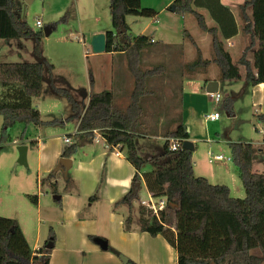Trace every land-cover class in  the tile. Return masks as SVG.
<instances>
[{"label":"crops","instance_id":"crops-1","mask_svg":"<svg viewBox=\"0 0 264 264\" xmlns=\"http://www.w3.org/2000/svg\"><path fill=\"white\" fill-rule=\"evenodd\" d=\"M243 1L217 0L216 4H212L201 0L200 3L204 6L200 4L198 8L208 27L220 29L219 39L238 69L239 77L233 80L246 85L251 113L258 123L253 128L258 137L255 141H251L249 136L241 133L237 138H217L214 142L208 136L205 124L218 121L220 114L215 121L206 118L216 110L211 111L212 98L205 87L210 81L217 82L219 93L220 84L223 81L219 78L217 66L212 62L214 53L211 37L202 31L200 34L196 31L189 32L186 17H181V28L177 22V15L171 11L170 6L167 11L163 8L156 11L152 7L143 6L145 4L141 2L143 7L153 9L157 13L154 18H150L152 27L149 28V37L153 40L152 44L159 41L161 45H159V51L153 50L146 57L159 56L157 62L162 68L158 76L149 78L146 82L149 95L141 99L143 113H148V118L161 119L165 117L164 113L173 110L179 122L186 126L188 140L193 143L194 175L205 178L209 183H217L214 185L227 186L231 196H233V188L226 179L233 178V173L237 169L230 159L229 144L250 143L254 149L252 171L264 173V121L260 119V116L264 115V83L253 87L247 85L244 81V71L241 72L244 67L237 64L250 42L249 36L242 30L244 23L239 6ZM250 14L251 8H248L246 15ZM145 29H148V25ZM158 31L165 32L167 35L168 33L178 34L179 43L172 44L165 36L164 40L155 39ZM92 33L95 35L98 32ZM181 35L184 38H181ZM201 35L210 38L209 58L202 57ZM20 39L22 38L6 41L10 45L12 40ZM84 39L85 37H82L78 41L84 45ZM254 50L255 48L246 52L247 61H252ZM86 51H83L81 57L83 60L81 67L68 66L62 71L65 75L64 83L69 85L70 89L80 88L81 111L83 112L91 91H109L113 96L114 108L116 107L114 104L117 103V107L120 106L124 110L133 90V77L132 79L129 77L128 68L125 69L124 63H121L125 58L124 52H104L88 56L89 53L86 55ZM106 57L111 59L110 63L104 66L103 60ZM199 58L209 64L207 66L198 64V67L191 68L190 65ZM52 67L54 70V66ZM43 79L42 72L41 93H43ZM48 83L52 87L63 89L57 86L51 75H48ZM225 104L227 116L234 117L231 101L227 99ZM34 108L38 110L37 106ZM40 114L41 111L39 117ZM63 119L62 114L59 119L56 118L62 125L58 130L53 127L42 131L38 125H34L36 136H31L29 133L27 135V127L24 129L22 140H18L19 133L5 145L10 146L6 154L13 150L14 160H18L24 166V171L20 172L19 176L11 174L9 178L4 177V182H1L0 178V216L13 219L18 223L27 244L33 251L45 244L51 231L55 240L48 264H123L118 254L135 264H176V252L162 236L151 237L139 231L141 215L139 191L136 199L139 204L132 201L130 206L122 204L113 208V204L130 190L135 169L118 148H110L99 133L80 140L75 153L68 158L71 160V167L68 170L67 179H64L58 171L54 179L43 180L56 167L60 159L61 150L65 146L63 138H69L72 143L73 136L77 133L79 119L71 121V129H67ZM0 122L2 123V119ZM258 125L259 128H257ZM165 134L166 132L162 138L164 140ZM198 143L206 146L204 154L206 157L203 155L196 161L195 153L198 150ZM18 147H24L22 156L17 150ZM214 152L223 158L209 163L208 159L214 156ZM209 153H211L210 156ZM149 159L151 158H146L147 161ZM213 161L218 162L215 168L207 165ZM149 164L151 167L145 169V166ZM152 169L153 166L148 162L144 165L142 173L150 172ZM53 182L56 184L55 189L51 187ZM141 184L145 185L143 179L140 186ZM238 192L241 193V190L239 189ZM242 193L244 194L243 189ZM94 195L96 199L89 200ZM31 196H36L35 203L30 201ZM147 196H149L148 192ZM136 207L137 212L134 211ZM127 217H130V224L129 230L125 231L124 220ZM96 239L105 241L107 250L100 249L95 242Z\"/></svg>","mask_w":264,"mask_h":264},{"label":"trees","instance_id":"trees-1","mask_svg":"<svg viewBox=\"0 0 264 264\" xmlns=\"http://www.w3.org/2000/svg\"><path fill=\"white\" fill-rule=\"evenodd\" d=\"M201 0H174V12L194 18L198 29L211 37L214 53L212 62L217 66L222 81L239 77L237 67L219 39L218 27H208L198 8L204 6ZM217 3V0H202ZM171 8V6H170ZM251 8V14L246 10ZM243 20V33L249 36V45L237 64L244 67V81L253 87L264 83V0H244L239 6ZM108 13L113 29L121 24L127 31L125 17L154 18L157 13L141 5V0H109ZM41 32H32L25 22L17 19L13 0H0V39L33 38L34 55L40 58L39 43ZM106 51H123L128 69L133 77V90L124 111L113 106V96L109 91L89 93L88 102L81 111L80 105L71 94L61 88L53 90L64 97L71 107L70 119H79L74 141L65 144L60 158H70L83 138L94 136L99 131L102 139L110 147H117L125 159L133 166L135 173L130 190L113 208L119 205L130 206L137 199L136 183L144 180L147 192L152 197L166 199V207L158 216L146 217L140 208L139 231L151 237L162 236L176 252V264H262L264 260V173L252 171L253 147L250 143L229 144L230 159L237 169L244 197L234 198L225 185H213L205 178L195 176L192 165V152L181 148L175 152L167 150L165 141L159 157L141 159L135 150L137 138L146 136L141 121L143 110L141 99L149 95L146 82L158 76L161 67L140 70V56L145 47L151 45V38L139 35L133 40L126 32L116 35L105 32ZM255 48L252 61L246 60V52ZM202 62V63H201ZM207 66L209 63L199 58L190 65ZM52 65H48L51 69ZM42 63H0V151L10 142L8 130L16 124L38 125L39 111L32 106V100L41 96ZM264 121V115L260 116ZM166 139H177L182 144L188 140L187 128L181 122L165 134ZM23 139V133L18 140ZM150 162L153 169L142 173ZM55 178L54 169L43 180ZM55 182L51 183L54 189ZM140 188V187H139ZM56 193V191H53ZM35 203L36 196L29 197ZM96 195L89 198L95 200ZM130 217L124 220L128 231ZM55 236L50 231L45 244L33 251L25 240L18 223L0 216V264H48ZM51 245L46 248V245ZM110 250V249H109ZM258 250L260 255L252 254ZM119 257V254L117 255ZM126 264H135L130 260Z\"/></svg>","mask_w":264,"mask_h":264},{"label":"rangeland","instance_id":"rangeland-1","mask_svg":"<svg viewBox=\"0 0 264 264\" xmlns=\"http://www.w3.org/2000/svg\"><path fill=\"white\" fill-rule=\"evenodd\" d=\"M13 1L17 19L25 22L32 32H41L42 36L39 43V51L41 57L38 58L33 53V49L35 46V40L33 38H22L18 41L12 40L10 42V45L6 40L0 39V63L41 62L42 72L44 75L43 93H41V96L39 98L33 99L32 104L33 107L37 106L39 112L41 111L39 117L40 123L38 124V127L42 131L53 127L56 128V130L60 129L62 125L56 120V118L59 119L62 114V116H64V125L67 127V129H71L70 125L73 119L67 120L68 117L72 114L71 107L69 103L64 99V97L60 96L53 90L50 83H48V75L53 76L57 86H60L63 89L67 90L71 94L73 99L77 100L79 105L81 104L82 96L80 88L74 87L76 88L75 90L70 89L69 85L64 83L65 75L62 71L65 67L68 66L81 67V65L83 64V60L81 57L84 50H88V56L97 55L92 52L90 47V39L94 35L92 32L95 31L98 32L97 34H101L107 31H114L111 26L108 13V0ZM173 1L174 0H141V2L145 5H143L142 3L141 4L145 7H152L156 11L160 10L161 8H163L164 11H167L169 9V6L173 5ZM93 6L94 8H92ZM176 15L178 19L177 22L179 23V25H181L182 28V16L177 13ZM183 17H186L188 19V25H186L188 31L191 33H194L196 31L200 34V30L197 28L194 18L189 15H184ZM36 19H39L41 21V29H38L36 27ZM124 22L128 28L126 31V36L130 40H133L139 35H150L149 28H151L152 25H150L149 18L127 16L125 17ZM147 25L148 29H145ZM46 27H52V31L48 35H45L43 33L44 28ZM142 30L145 31L140 33ZM164 36L166 37L167 41L172 44H177L180 41L178 34L168 33L167 35V33L159 31L155 34V39L159 38L164 40ZM82 37H85L84 45H82L78 41ZM181 38H184V36L181 35ZM201 38V44L203 48L202 57L209 58L210 38L206 35H201ZM159 45H161V43L157 41L156 44L148 45L143 49L140 56V70L144 71L147 69H152L154 67H161V65L157 62V58H159V56L155 58L146 57V55L153 50L159 51ZM110 59L111 58L106 57V59L103 60L104 66L110 63ZM126 61V57L121 61V63H124L125 69L128 68V64ZM48 65L54 66V70L53 67L51 69H48ZM243 71L244 69H241V72ZM129 72L128 75L132 79V75L131 73L129 74ZM158 72H160V70ZM246 89L247 87L245 84L236 80L223 81V83L220 84L219 93L217 92L220 100L218 102H214L212 100V105L210 107L212 108L211 111H219L220 119L214 123L205 124L208 136L212 138L213 142L217 138H237V136L241 133L249 136V139H251V141H255L258 139L257 133L253 129L256 126L255 124L258 123L252 116ZM2 91L3 88L0 87V94ZM129 99L127 100V105L129 103ZM227 99H229L232 103V111L235 114L234 117L227 116L228 112L225 106ZM116 104L117 103L114 104L116 106L115 108L119 111H124L127 107L126 105L125 109L123 110V108H121L120 106L117 107ZM164 116L165 117L161 119L156 117H152L151 119L148 118V113H143L141 121L145 127L147 135L141 138H137L135 141V150L137 152V155L141 159L146 160V158L148 157H159L163 152L165 143V140L162 139L163 134L165 132L167 133L174 130L178 125L179 119L173 110L167 111L166 113H164ZM157 123L159 124L157 125ZM27 127L28 130L26 131V134L28 135L29 133V135L31 134V136H36L34 125H28ZM27 127H24L22 124H16L14 127L10 128L8 130L10 141H12L16 134L20 133L18 137L21 135V133L24 134V129ZM200 128L202 129L201 126ZM257 128H259V125L257 126ZM7 143L5 145H7ZM5 145L0 151L1 182H4V177L9 178L11 174L12 176L16 174L19 176L20 172L24 171V166H22V164L19 163L18 160H14L15 156L12 152L13 150H10L11 152H9L12 154H6L10 146ZM205 150L206 146L202 143H198V150L195 153L196 161L197 158H200L205 154ZM213 155L218 154L214 152ZM204 157L206 156L204 155ZM3 160L4 162H2ZM216 163L218 162L213 161L211 164L207 165L215 168ZM149 167H151L150 164L146 165L145 169ZM196 172H198L197 169ZM226 180L233 188L232 195L243 198V187L238 177L237 170L235 173H233V178L229 177ZM239 189L241 190V193L238 192ZM139 197L141 200H148L144 184H141L140 186L138 198ZM134 201L136 204H139V201ZM134 211L137 212V207ZM252 254L259 256L260 252L258 250H254L252 251ZM262 264H264V261Z\"/></svg>","mask_w":264,"mask_h":264},{"label":"water","instance_id":"water-1","mask_svg":"<svg viewBox=\"0 0 264 264\" xmlns=\"http://www.w3.org/2000/svg\"><path fill=\"white\" fill-rule=\"evenodd\" d=\"M175 7L174 5L171 6V11H174ZM52 31V27H46L44 28L43 33L45 35H48ZM114 32L116 35H121L126 32V30L122 27L120 24L118 28L114 29ZM90 47L91 50L94 54H101L106 51V41H105V34H95L91 37L90 39ZM205 90L209 94H214L217 93V82L210 81L206 84ZM182 147L187 150V151H193V143L189 140H186L182 143ZM20 156H22V151L24 150V147H18L17 148ZM71 167V160L66 159V158H60L58 160V163L56 167L54 168V172H60L63 175L64 179H67L68 176V170ZM136 189L134 192H137V190L140 187V183H136ZM96 244L100 247L102 250H107V244L105 241L101 239H96L95 240ZM51 245H46V248H50ZM119 259L123 264L127 263V259L121 255H119ZM37 264H42V262H39Z\"/></svg>","mask_w":264,"mask_h":264},{"label":"built area","instance_id":"built-area-1","mask_svg":"<svg viewBox=\"0 0 264 264\" xmlns=\"http://www.w3.org/2000/svg\"><path fill=\"white\" fill-rule=\"evenodd\" d=\"M35 25L38 29H41V27H42L41 21L39 19H36ZM152 42H153V40H151V43ZM85 54L87 55L88 51H86ZM210 97L212 98V100L214 102H218L220 100L218 93L210 94ZM218 117H219V113L213 112L212 114L208 115L206 118L210 121H215L218 119ZM94 133H99V131H94ZM165 141L168 143L167 150L170 152H175L181 148L182 144L177 139L170 138V139H165ZM63 143L64 144H70L71 141L69 138L64 137ZM115 148H117V147H115ZM210 154L211 153H209V156H210ZM222 158L223 157L221 155L210 156L208 159V162L210 163L212 160H221ZM140 206L143 209L144 215L146 217H152V216L157 217L158 213L165 209L166 199L163 197H152L149 194L148 200H146V201L141 200L140 201Z\"/></svg>","mask_w":264,"mask_h":264}]
</instances>
